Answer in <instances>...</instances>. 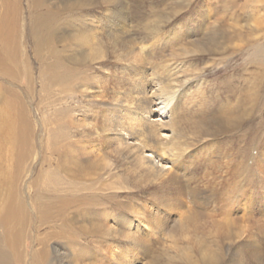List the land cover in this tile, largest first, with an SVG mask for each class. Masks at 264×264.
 <instances>
[{
	"label": "rangeland",
	"instance_id": "obj_1",
	"mask_svg": "<svg viewBox=\"0 0 264 264\" xmlns=\"http://www.w3.org/2000/svg\"><path fill=\"white\" fill-rule=\"evenodd\" d=\"M124 1L127 3L124 11L130 19L128 29L132 33L129 40L132 45H136V52L139 51L138 49L141 46L148 45L147 39L151 36H147L145 29L152 22L160 24L159 26H162L164 33L169 34L164 43L155 47L153 49L154 53L150 54L152 63L159 64L166 61H174L182 63L184 67L186 66L185 70H188V72L185 73L184 79H190V83L185 88V92L191 91L194 93L199 89L200 93L196 95L194 93V95L197 98L202 97L206 104V108L203 109L205 111L195 114L194 118L201 122L197 126V131L200 132L201 139L211 142L214 146L211 151L212 159L215 161L217 157L216 161L220 166L225 163V160H222L221 157H230L226 161L230 160L232 162L230 166L232 178L226 179L222 183L221 191L214 192L215 197L213 199L209 200L206 195H198L194 199L185 194L177 197L178 206L175 207V211H159L161 217H163L162 225L164 226L165 224L163 221L167 222L166 228L158 230L159 234H154L156 230L150 229L147 231L144 228H140L138 233H135L136 228L128 227L129 224L131 227L136 225L131 213L137 208L136 205L138 203L152 205V207L157 208L154 200L155 194H151L152 198L149 193H137L135 190L117 191L119 196L114 195L110 199L102 198L99 201L101 209L107 208L108 210L105 212L110 214L103 221L107 228L91 227V224L95 225L91 217L86 222L87 225L83 224L86 226V228H83L84 230H79L82 223L74 224V230L78 232L77 242L71 241L72 244L70 242L69 246H65L62 244L63 241L48 239L47 245L55 248L57 252L55 253L57 258L52 261L55 264H69L70 257H65L67 253L64 252H72L71 249L76 246L84 247V250L90 251L97 258L104 249L108 250L109 246L113 244L111 239L114 237V245H116L118 252L122 254L123 262L126 264H264V69H262L264 68V63L263 66H261L262 64L251 63L254 58L253 55H250L253 53L251 45L254 46L255 43L263 48H259L261 52L258 56L259 60L264 57V51H262L264 50V37L254 38V35H251L248 28L245 27V22L248 21L247 18L250 19L253 0ZM3 3L7 7V14L12 17L11 27L13 28L14 40L19 46L17 65L20 67L17 66L14 69L16 72L13 71V77L3 76L0 71V90L4 91V95H11L14 99L21 101V107H17V112L15 113L17 115L14 117L18 118L19 112L22 110L23 114L27 116L28 122H30L31 140H29L30 145L28 147L31 149L30 159L28 157L26 164L22 166L21 171L23 173L21 172L20 174L22 180L19 179L16 182L18 191L16 196L24 202L23 204L28 210L29 222L25 228L26 240L23 246L27 256L25 260L28 261L32 251L37 248V238H44L47 233L51 235L54 232V229L50 228L49 224L44 225L45 227L43 225L38 227V230L32 217L33 211H31L36 190L45 183L44 179L43 184H41L42 171H46L49 166L47 161L49 156L47 148L49 146L47 143L50 138L47 135L51 130V116L54 114V109L49 107L48 104L58 100L61 101L59 102L61 107L77 108L74 115L76 119L80 120V124L88 125L96 121L93 118L94 112L97 111L94 104L88 107L90 111L86 117L83 118L81 116V111L83 110L81 107L84 106L85 101L89 100V97H81L82 92H84V82L79 79L81 77L80 72L88 67L92 74L90 78L100 75V80H105V82L107 81L106 83L110 84L109 81L112 79L110 71L115 73L116 69H113L111 65L113 59L109 54L111 51L107 44L105 31L108 30L109 26L107 23L114 16V10L116 11L117 7L114 5V0L111 2L109 0H0V14L3 13ZM39 3L43 4L40 9L37 7ZM107 9H111L112 12L107 11ZM31 12L43 13H34L37 17L48 16L49 14V17H52L50 19L52 30L60 34L63 32L62 38L59 40L60 43L59 45L56 44V46H58L59 50H61V46H65L67 52L65 51L64 54L69 53V55L65 54V63L70 68L73 67L72 73L74 76L72 84L67 83L65 86L53 88L52 91H55L56 95L51 94L52 91L48 88L46 79L41 76L39 59L47 55L45 48L43 49L44 51L42 50L43 52H38L34 49V44L29 36ZM94 21H96L95 26L92 24ZM88 26L93 30L96 27H101V30L97 29V31L99 30L97 34L99 36V38L97 37L98 42L91 49L89 45H83L80 41L85 33L90 32ZM150 27H153V24ZM111 29H114L112 30L115 31L114 33L120 30L118 28V30L115 28ZM179 32L181 33L180 37ZM172 33L175 35H172ZM119 36L122 35L120 34ZM71 43L74 44L71 45ZM75 44L79 47H76ZM66 45L68 48H66ZM95 48H100V51L103 50L101 51L104 53L103 62L107 60L110 62L106 66V71L109 73L98 70L101 61H96L97 57H92ZM93 86L92 82L89 91H94ZM6 90H9L10 94L8 92L5 93ZM89 91L87 90V93ZM88 94H91V92ZM0 102H3V99L0 98ZM229 106H232V110L234 107L231 118L224 114ZM202 112L207 113L202 114ZM204 114H207V116ZM86 128L88 127L86 126ZM68 129H63L61 133L68 134ZM76 131L78 130L70 132L69 135L73 136L71 141L69 140L70 142L84 140L80 138ZM87 141L85 139V142ZM77 147L79 148L80 146ZM87 147L89 148L90 146L87 145ZM87 147L86 150L83 149L82 157H77L76 154L72 157L75 168L71 167V164L70 169L73 171V175L77 176L73 185L79 186L85 179L86 172H91L92 170V172H96L97 169L96 173H98V169L102 168V172H99V174H102L106 168V162L97 160L94 163L95 156L86 157L84 155L92 152L91 147L89 149ZM197 149L195 147L191 152L194 154L193 157L191 156L192 161L198 162L195 167H205L211 155L205 157L198 153ZM33 153L35 154L33 155ZM44 160L45 162L42 163ZM110 161L113 164V161ZM115 161L117 162V160L114 159V165L117 168L114 172L119 177L112 181L125 182V166L122 165L121 167V164ZM190 161L187 159L186 164H189ZM258 161L260 163L259 167L257 166ZM8 165L13 171H16V168L13 169L15 165L13 162L11 164L9 162ZM6 168L7 166L4 164V169ZM61 168L62 174L64 167ZM120 169L123 170L120 171ZM67 170L69 169L67 168ZM80 171H82V174ZM177 173H180L179 177L184 179L180 171ZM37 174L38 178H35ZM34 181L38 183L36 188H34ZM125 183H128L125 186L131 187V183ZM237 186H240L239 190H237ZM240 190L242 193L238 195ZM29 196H31L30 199ZM237 198L239 200L232 206V200L234 199L233 201H235ZM224 200L228 202H224ZM127 219L129 221L125 222ZM78 220L80 219L78 218ZM106 229H109L110 235ZM97 231L99 232L98 234ZM89 233H94L95 238ZM36 234L39 236L36 237ZM111 235L114 236L111 237ZM47 237L50 238L49 236ZM135 238H138L139 241H144L141 245L142 247L135 246L138 241ZM99 259H103V257Z\"/></svg>",
	"mask_w": 264,
	"mask_h": 264
},
{
	"label": "bare ground",
	"instance_id": "obj_2",
	"mask_svg": "<svg viewBox=\"0 0 264 264\" xmlns=\"http://www.w3.org/2000/svg\"><path fill=\"white\" fill-rule=\"evenodd\" d=\"M111 1L112 0H109V2ZM125 4L127 3H125L124 0H114V5H116L117 10H114V16H112L109 21L107 20L109 27L108 30L105 31L106 39L111 51L109 54L113 59L111 65L113 69H116L115 73H113L114 71H110L112 75L111 82L109 81L110 84L106 83L107 81L105 82V80H100V75L90 78L92 74L88 67L80 72L81 77L79 79H82L81 81L84 82V92H82L81 97H89V100L85 101L84 106L81 107L83 108L81 116L83 118L86 117L90 111L88 107L94 104L97 111L94 112L95 115H93V118H95L97 122L95 121L93 124L88 125L80 124V120L76 119L74 115L77 108L71 107L70 109V107H61L59 104L61 101L58 100L48 104L49 107L54 109V114H50L52 115L51 130L47 135L50 138H48L49 141L47 140L49 146V148H47L49 153L47 161L49 166L46 171H42L43 177H41V184H43L44 179L46 184L44 183V186L42 185L44 188L41 187L42 189L39 188L36 190L34 203L32 202L33 209L31 211H33L32 217L34 218L36 228L49 224L50 228L54 229V232L51 235L49 233L46 234L50 238L47 236L44 238H37V248L32 251L28 261L25 260L27 256L26 250L23 248L26 240L25 228L28 226L29 222L28 210L23 204L24 202L16 196V192H18L16 182L21 179L20 174L22 172V166L26 164L25 162L31 154V149L28 148L30 145L29 140H31L30 122H28L27 116L23 114L24 112L22 110L19 112L18 118L14 117L17 115L15 113L21 101L14 99L11 95H4V91L0 90V98L3 99V102H0V264H19L22 262L24 264H55L53 261L57 258L55 254L57 252L55 248L47 245L48 239L63 241L62 244L65 246H69L71 241L77 242L78 232L74 230V224L82 223V226H80L81 228H79V230H82L86 228L84 225L91 217V220L95 223V225L90 223L91 227L107 228L103 221L107 219L110 214L105 212L108 210L107 208L104 207L101 209L99 201L102 198L110 199L114 197V195L117 196V191L135 190L137 193H149L150 196L151 194H155L154 200L156 201L155 206H157V208L152 207V205H142L143 203H138V205H136L137 208L131 213V216L135 219L136 225L131 227L129 224L128 227L136 228L135 233H138L140 228H144L147 231L150 229L153 231L156 230L154 234H159L158 230L166 228L167 223L163 221L165 224L164 226L162 225L163 217H161L159 211H175V207L178 206L177 197L185 194L194 199L198 195H206V198L209 200L213 199L215 197L214 192L216 193V191L220 190L222 183L225 182L226 179L229 180L232 178V175H230V166L232 162H230V160L226 161V159L230 157H221L222 160H225V163L220 166L216 161L217 157L215 161L212 159L211 151L214 146L211 142L201 139L200 132L197 131V126L201 122L200 120L197 121L194 117L197 112L205 111L203 109L206 108V104L202 97L197 98L195 96L200 93L199 89L197 92H194L195 95L191 91L186 90L187 92H185V88H187V85L190 83V79H184L185 73L188 72V70H185L186 66L184 67L182 63H176L174 61H166L159 64L152 63L153 61L150 54H152L155 47L164 43V40L168 38L169 34L164 33L162 26H159L160 24L152 22L151 24H153V27H150L151 24L149 27L145 26L147 28L145 29L147 36H151L147 39L148 45L141 46L138 49L139 51L136 52V45H132V42L129 40L132 33L128 29V22L130 19L124 11ZM42 5L43 4L39 3L37 5L38 9H40ZM2 7L3 13L0 14V71L3 76L13 77L14 69L19 66L17 65L19 46L14 40L13 28L11 27L12 17L7 14V7L4 3ZM252 7L250 19L247 18L248 21L245 22V27L248 28L251 35H254V38L259 36L264 37V0H253ZM107 11L112 12L111 9H107ZM34 13L43 14L41 12ZM34 13L31 12L30 14L29 36L34 44V49L38 52H43L45 48L47 55L39 59L41 76L46 79L47 86L51 91L56 86H65L67 83L72 84V78L74 76L72 73L73 67L70 68L69 65L67 66L65 63V54L69 55V53L64 54L66 51L65 46L60 45L61 50L56 46V44L59 45V40H61L63 32L60 34L52 30L50 23L52 17H49V14L48 16L37 17ZM95 22L96 21L92 22L94 26ZM111 28H118L120 30L114 33L115 31H112L114 29ZM89 29L90 32L85 33L80 41L83 45H89L91 49V47H94L98 42L97 37L99 38V36L97 34L98 31L101 30V27H96L94 30L89 27ZM97 29L99 30L97 31ZM117 34H121L122 36ZM172 35L175 34L172 33ZM180 35L181 33L179 32V37ZM72 44L74 43H71V45ZM251 47H253V53L249 54L251 56L253 55L254 58L253 62L250 59L251 63L256 65L262 64L261 66H263L264 57L260 58V60L258 58L260 55L259 53H261L259 48H263L255 43L254 46L251 45ZM66 48H68V46ZM99 49H94L95 52H93L92 57H97L95 60L101 61L98 70L107 73L106 66L110 64V62L108 60L103 62L104 53L101 52L103 50L100 51ZM114 60L116 62L115 64ZM24 72H26V70H24ZM92 82L94 91H89ZM87 90L91 92V94H88L89 92L87 93ZM6 92L9 93V90H6L5 93ZM51 94L56 95L57 93L52 91ZM233 111L234 107L232 110V106H229L224 114L228 116V118H231ZM203 113L207 112H202V114ZM204 115L207 116V114ZM85 125L88 128H86ZM66 128H69V133L62 134V130ZM75 130H78L76 133L79 134L80 138L84 139L83 141L75 140L74 142H70L73 136L69 134ZM85 139L88 141L85 142ZM87 145L91 147L92 152H90L91 154L84 155L86 157L90 155L95 156L94 163H96L97 160L106 162V168L103 170L102 174H99V172H102V168L98 169V173H96L97 169L96 172H92L93 170L91 172H86L84 176L85 179L82 182L79 181L81 184L79 186L73 185L77 176L73 175V171L70 169L71 164V167L75 168V166H73L74 162L72 157L73 155L75 156V154L77 157H82V152L86 150ZM77 146L80 147L78 148ZM195 147L198 148V153L205 157L211 155L208 158L209 163L207 162L205 167H195L198 162L195 160L192 161L194 154L191 153ZM34 154L35 153H33V155ZM114 159L121 164V167L122 165L125 166V168L123 167L125 170L124 172H126L124 174L126 176L124 181L131 183V187L125 186V184L128 183L119 182V180L112 181L119 177V175L117 176V173L114 172L117 168L114 165ZM187 159L191 160L189 164H186ZM45 160L42 161V163L45 162ZM110 160L113 161V164H111ZM9 162L10 164L11 162L15 164L14 168H12H16V171L11 169L8 165ZM4 164L7 166L6 169H4ZM259 164L258 161V167ZM61 167H64L63 176L61 174ZM67 168L69 170H67ZM121 170L123 169H120V171ZM179 171L183 174L184 179L179 177L180 173H177ZM81 172L82 171H80V173ZM200 174L201 176H199ZM35 178H38V174ZM33 184L34 188H36L38 183L34 181ZM239 187L237 190H239ZM238 192V195H241L242 191L240 190ZM230 194L232 193L230 192ZM227 196L229 195L227 194ZM30 197L31 196H29V199ZM89 200L91 201L89 202ZM233 200L232 206H234L233 204L237 202L239 198L235 201ZM224 202L228 201L224 200ZM226 206L228 207V205ZM78 218L80 220H78ZM126 221L129 220L127 219L125 222ZM106 230L110 235L111 232L109 229ZM98 233L97 231V234ZM93 234L89 233V235L95 238ZM37 236L39 235L36 234V237ZM113 236L114 235H111V237ZM135 239L138 240V238ZM111 240L113 244L109 246L108 250L104 249L101 252L102 254L98 255L97 258L92 255L90 251H86L84 247L79 246L72 248V252H64L67 253L65 257H70L69 264H126L123 262L122 254L118 252L116 245H114V237ZM143 242L138 240L135 246L142 247L141 245ZM98 254L100 253L98 252ZM100 257H103V259H99Z\"/></svg>",
	"mask_w": 264,
	"mask_h": 264
},
{
	"label": "snow or ice",
	"instance_id": "obj_3",
	"mask_svg": "<svg viewBox=\"0 0 264 264\" xmlns=\"http://www.w3.org/2000/svg\"><path fill=\"white\" fill-rule=\"evenodd\" d=\"M165 166H167V165H165ZM182 206V205H181Z\"/></svg>",
	"mask_w": 264,
	"mask_h": 264
}]
</instances>
